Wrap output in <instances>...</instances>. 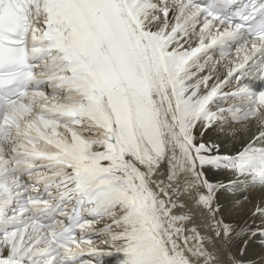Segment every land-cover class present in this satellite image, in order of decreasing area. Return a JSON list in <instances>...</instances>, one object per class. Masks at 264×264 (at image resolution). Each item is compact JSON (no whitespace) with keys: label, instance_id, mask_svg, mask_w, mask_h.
Returning a JSON list of instances; mask_svg holds the SVG:
<instances>
[{"label":"snow or ice","instance_id":"6c2138e0","mask_svg":"<svg viewBox=\"0 0 264 264\" xmlns=\"http://www.w3.org/2000/svg\"><path fill=\"white\" fill-rule=\"evenodd\" d=\"M106 257L264 264V0H0V264Z\"/></svg>","mask_w":264,"mask_h":264},{"label":"bare ground","instance_id":"6f19581e","mask_svg":"<svg viewBox=\"0 0 264 264\" xmlns=\"http://www.w3.org/2000/svg\"><path fill=\"white\" fill-rule=\"evenodd\" d=\"M225 71V69H224ZM244 130L241 129V132H243ZM232 133L229 132L227 134V136H223V137H220L221 139H224L226 141V143H229V142H232L233 144L229 145V146H226L225 147L231 151V150H235L237 149V144L238 143H241V140L243 141H247L248 137L247 135H237L235 137V139H232ZM250 197L251 199H255L256 201H258L257 199H260V196H259V193L257 192L256 189H253L251 192H250ZM246 211V209L243 207V204H241L239 207H237V209H235V211H233L232 214H227V217L231 220V221H237L239 218H242L244 217V212Z\"/></svg>","mask_w":264,"mask_h":264}]
</instances>
